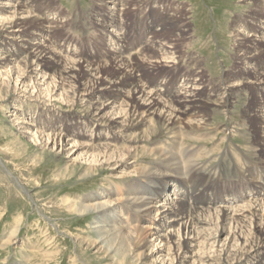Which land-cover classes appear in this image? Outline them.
<instances>
[{"label":"bare ground","instance_id":"bare-ground-1","mask_svg":"<svg viewBox=\"0 0 264 264\" xmlns=\"http://www.w3.org/2000/svg\"><path fill=\"white\" fill-rule=\"evenodd\" d=\"M177 3L171 0H93L90 18L82 12L74 15V19H66L61 26L58 18H62L65 11L55 13L57 20L47 18L55 10L51 0H0V15H10L0 17V33H5L0 48L13 42V45H22L19 48L24 51L17 48L11 56L0 53V93L4 97L15 96L12 100L16 101V110H19L18 104H23L22 107L31 104L38 108L41 118L50 117L51 120L46 121L52 127L44 120L41 124L20 121L15 125H23L18 131L32 136L35 148L49 154L51 159L64 162L65 171L71 166V157L78 154L77 160L83 162L75 169L77 177L85 179L105 173L118 180L116 187L101 189L80 202H68L70 211L81 216L94 214L97 219L92 227L96 242L76 239V244L93 250L98 248L106 257L123 252L130 258L133 252L132 264H246L250 258H253L251 264H264V196L235 205L227 204L229 199L225 200L226 204L217 206L209 200L207 208H203L197 202L196 191L189 188L192 182L201 186L198 180L202 175L210 174L212 180L222 179L225 170L222 162L227 161L231 165L229 170L251 184L247 187L251 188L249 192L264 193V0H239L240 4L248 5L249 10L236 18L237 27L244 30L234 37L235 53L245 64L246 71L240 75L225 73L207 85L203 81L204 60L191 51L193 39L188 37L187 31L179 35L184 26L189 28L192 12ZM101 4H110L109 10ZM113 5L116 9H111ZM130 6L134 9L127 12ZM135 13L137 15H133ZM81 19L83 24H80ZM134 22H137V36L141 34L150 39L141 51L145 54H140L143 60L136 59L139 52L133 58L130 54L123 58L109 52L104 62L100 57L106 46L104 37L93 42L97 48L86 43L89 49L91 47L86 57L82 49L73 48L74 52H70L73 58L57 52V43L62 41L61 45L69 53L74 41L67 33L69 30L78 33V27L104 32L110 26L115 30L109 31V36L118 44H126ZM60 31H64L62 38L57 37ZM29 36H33V40L44 37L48 44L30 43L26 40ZM21 41L23 44L19 43ZM7 65L13 68L7 69ZM162 69L167 73L163 74ZM244 75L250 80L240 84ZM13 76L16 77L12 79ZM169 77H178V88L167 79ZM242 93L246 94L245 103H241L239 124L258 136L249 142L255 144V148L250 149L254 159L244 155L241 147L247 149L246 146L235 145L236 148L228 147L223 154L221 152L223 161L217 165H212V159L211 166L209 161L201 162L214 151L190 142L205 141V132L216 134V129L211 128L214 109L231 117ZM54 103L71 108L84 105V122L94 134L85 133L82 120L70 116L54 118L57 114ZM16 110L8 116L12 122L20 120ZM47 128L55 130L54 135L45 134L43 131ZM232 128L231 135L237 130V127ZM163 131L171 133V138L165 139L167 143L161 140L151 146L149 141ZM81 138L88 141L82 144ZM70 149L75 151L65 153ZM142 152L154 156L147 167L138 162ZM253 170L258 172V177ZM191 171H194L192 182L184 183L183 174ZM221 184L224 186H221L220 198L237 194L225 195L230 185ZM241 189L240 186L234 191ZM216 191V188L211 191L212 199H216ZM129 217L133 220L129 221ZM17 226L10 231L8 239L5 236L7 240L1 248L16 244ZM144 239L145 245L139 248ZM113 259L115 256L110 257V261Z\"/></svg>","mask_w":264,"mask_h":264},{"label":"rangeland","instance_id":"rangeland-1","mask_svg":"<svg viewBox=\"0 0 264 264\" xmlns=\"http://www.w3.org/2000/svg\"><path fill=\"white\" fill-rule=\"evenodd\" d=\"M51 1L53 2V7L55 8V10L52 11L51 15H49L50 17L48 16L47 18L52 19L53 17L54 20H57L56 18L58 15H55V13L62 10L65 11L64 16L62 18H58L59 22L61 21V26L65 23L66 19H74V15L76 14L86 12L89 18L93 14V0ZM109 1L110 0H108V2ZM171 1H178V6H180L181 8L183 6H186L187 10L189 12H192L190 14L191 24H188L189 28L184 26L179 35H181L182 33L186 34L187 31L188 37H191L193 39L192 43L194 42L191 51H194L193 54H195V57H201L204 60V66L202 68L206 71L205 77L203 79L205 83L204 85H207V83L210 81L212 82L213 79L217 81L225 73L231 72L233 73V75H240L242 72L246 71V69H244L245 64L243 63V61L241 62V60L238 59V56L235 53L237 42L236 38L234 37L237 36L239 31L244 30L243 27H237L236 18L238 15L245 14L249 10L248 5L240 4L239 0ZM98 3L99 2H97V4ZM101 5L102 8L106 7V10H109L110 8V4H107L108 6L106 4ZM114 8L115 6L113 5L111 9ZM118 9L120 8L117 7V10ZM133 9L134 8L130 6L127 12H131V10ZM181 11L185 13V11ZM6 15L10 17L9 14H2V16L0 15V17L4 18ZM133 15L137 14L135 13ZM44 16L45 17L43 18V20L46 21V15ZM83 23L84 21L81 19L80 24ZM45 24L48 25L49 23ZM242 25H244V23ZM72 27H74V24ZM109 27L110 26H108L107 30L105 29L106 31L104 32H98L97 30L92 28L88 29L82 27L77 28L78 33H72L70 32L71 30H69L67 34L71 36V40L74 41V43L71 42L73 47H70L68 53L66 47L64 45H61L62 41H58L57 48L62 49L63 51L57 49V52L63 55V57L71 56L70 58H73L70 52H74L75 48V51H81L82 49L83 54L86 57L89 50L91 49V47L90 49L89 47H87L86 43L89 42L94 47L96 45L93 42H95V40L100 37H104L106 38V46L105 50L101 51L100 57H102L105 62L108 59V54H110L109 52H111L112 54H119V56L123 58L127 56V54H130L131 52H129V47L133 38L132 47L134 50L138 49L134 56L136 57V54L139 52V56L136 57V59H144V57L140 54L145 47L144 45H146L147 43L149 44L150 39L147 36H141V34L137 36V22H134L132 24V30L130 32V38L128 42L126 44L125 42H122V47L126 49L128 48L125 56L120 54L119 47L116 46V41L114 43L111 42L109 31H114L115 29ZM63 32L64 31L57 32V37L62 38L64 34ZM4 34L5 33L3 32L0 33L1 42L4 39ZM149 36H152V34H149ZM34 39L36 40H33V36H29L28 38H26V40H28L30 43H33L34 41V43H40L44 46L48 44L46 38L44 37ZM19 43L23 44L22 41ZM19 47L21 48L23 46L18 43L17 45H13V42H7L1 46L0 53L11 56V54L14 55V53L18 51V49L24 52ZM73 48L74 50H72ZM139 49L141 50L139 51ZM23 55L26 54L23 53ZM4 57L5 55H3V58ZM18 62L19 61H17L16 63L19 64ZM111 64H108V66H111ZM111 67L115 68L114 65H112ZM6 68L8 69L13 67L12 65H7ZM192 68L193 67H191L190 70ZM162 73H167L166 69H162ZM41 74H44V72H41ZM15 77L16 76H13L12 79H14ZM159 79L164 80L162 78ZM167 79L175 83L176 88L179 87L178 77H169ZM247 80H250L249 76L244 75L243 78L239 80V83L242 84L249 82ZM245 94L246 93H242L241 95L243 97H240L237 100L235 107L232 109L233 115L231 117L227 116V114L224 115V111H216L214 109L215 113L212 123L213 125L211 128L216 129L217 135L214 131L205 132V141H202L201 143L190 142L191 144H199L200 147L205 146L209 148L210 151H214L213 154L209 153L208 155H205L204 158H202L201 162L209 161V165L211 166L210 160L212 159V165H217L219 162L223 161V152L227 151L229 148H236L235 145L240 147L241 145L246 146L247 149L241 147V150L244 151V155L250 158L252 157V159H254L253 155H250L253 154L250 149L255 148V144H250L249 142L254 141L258 138V136L252 134L250 128L248 129L247 126L243 128L239 124L242 117V104L245 103ZM14 97V95L4 97V94L0 93V264H132L131 260L133 252H131L130 258L126 257L125 253L123 252L112 254L111 256H115V259L110 261L111 256L106 257L104 253L98 248L93 250V248L91 247L86 248V245L84 244L82 246L78 245V243L76 244V239L81 242H96L97 235L92 230V227L95 225L94 223L97 221V219L95 218L94 214H90L91 216H81L75 213L73 210L70 211V206L68 204L70 200H79L78 202L83 201L86 196L99 192L101 191V189L116 187L118 180H116L114 176L112 177L109 176V174L105 173H100L95 177L93 176L91 178L81 179L76 176L77 170H75L82 166L81 163L83 162V160H77L78 154L74 155L73 157H71L72 155H70L73 161L70 162L71 166L67 169V171H65L66 166H63L65 165L64 162H58L57 158L51 159L49 154L43 153L42 150L35 148L32 144L33 137L26 134L23 130L18 131L23 125H21L20 127L19 125H15V123L17 124L20 121H35L41 124V120H44V123L48 125V122L46 120L51 119L50 117L41 118V116L39 115L40 113H38L39 111L37 110L38 108L36 109L31 104H29L30 107L29 105H25L24 107H22L23 104H18L19 110H16V101L13 102L12 100V98ZM105 97L108 101H110V98L107 95H105ZM54 104H57L54 109L57 111L55 112V114H57L56 116H53L54 118L61 119V117L63 116H70L72 118L79 119L80 121L82 120V123H84L82 126L84 127L85 133L90 136H92L91 134H94L92 132L93 129L91 128V130H89L88 124H85L84 122L86 117V113H84L86 107L84 105L77 108H71L66 104L63 105V103ZM86 104L87 103H85V105ZM106 104H108V102H106L105 105ZM15 110L17 111V113L15 112V114H17L20 120L14 119L16 122H12V118L8 116ZM48 126L52 127V125ZM233 126L237 127L236 129L238 131L236 130L235 133L233 132V134L231 135L230 131L233 130ZM227 128H229L230 130ZM219 129H223L224 131H219ZM54 131L55 130L47 128V131L43 132H45V134L54 135ZM167 131H163L157 136H154L153 140L149 141V144L151 146H154L158 143V141L160 143L161 140H163L162 143H167L165 139L168 140L169 138H171V133ZM245 132L247 134H251H248V136ZM55 134L58 133L56 132ZM81 139L82 141L80 142L82 144L88 141L87 138ZM247 139L250 141H248ZM210 140L212 142H209ZM229 144L231 146H229ZM139 146L141 147L142 144H140ZM68 151L71 152L75 150H66L65 153H70ZM141 154H139L138 156V162L140 164L142 163V166L147 167V164L152 163L154 156H150L148 153L146 155L144 152H142ZM144 154L147 157H145ZM37 155H39V162L36 159ZM142 160L145 162H143ZM255 162L259 163L260 161L255 160ZM228 163L229 162L227 161L222 162V164L225 165H223L225 170L222 172V179L212 180L209 178L210 174L202 175L198 180L201 183V186H196V184L192 182L194 171L188 172L185 175L183 174L184 183L185 181H187V184L189 182H192L189 188L196 191V198L199 206L207 208V201L211 200L215 202V199L211 198V191H213L214 188L217 189L215 194L216 197H219L222 194L221 186L224 185H219V183L225 182L226 184L230 185L229 190L225 195L230 192H240L234 191V188L235 190H238L240 186L242 187V189H246L247 187L251 186V184H247L242 181V176H236L235 173L229 170L231 169L229 167L231 165L230 163L228 165ZM129 168L130 170H132V166ZM125 171L128 170L125 169ZM252 172L255 176L258 177V172L254 170ZM165 174L170 175V172H166ZM230 175H234L235 177H228ZM200 189L201 192L199 193ZM132 220L133 218L129 217V221ZM15 226H17L18 230L16 244L8 245L6 247L4 246L1 248V245L8 239V235H10L11 233L10 231H12ZM5 236L7 239L5 238ZM145 241L146 239H144V243L142 242L139 248L145 245ZM46 252L49 253L46 254ZM167 257L166 261L169 262ZM46 259H48V262ZM252 259L253 258L248 259L246 261V264H251Z\"/></svg>","mask_w":264,"mask_h":264}]
</instances>
